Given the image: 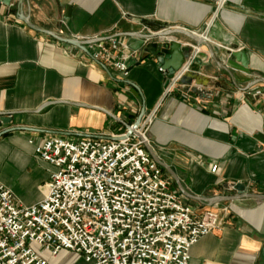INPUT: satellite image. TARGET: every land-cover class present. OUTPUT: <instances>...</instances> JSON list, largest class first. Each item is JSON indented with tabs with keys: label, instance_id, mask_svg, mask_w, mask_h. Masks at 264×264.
<instances>
[{
	"label": "crops",
	"instance_id": "1",
	"mask_svg": "<svg viewBox=\"0 0 264 264\" xmlns=\"http://www.w3.org/2000/svg\"><path fill=\"white\" fill-rule=\"evenodd\" d=\"M27 18L64 38L106 42L182 27L206 35L215 58L182 34L158 37L130 51L123 77L91 63L82 48L32 29ZM173 40L192 49L186 62L194 59L197 77L190 85L174 83L158 62L157 52H169L161 44ZM237 50L247 53V67L233 55ZM0 112L15 113L4 127L68 132L74 139L112 138L151 117L153 159L193 196L185 200L196 214L214 208L222 217L219 228L193 245L191 263L264 264V199L202 201L264 195V0H0ZM52 135L19 129L0 137V183L25 205L44 197L54 167L36 145ZM37 249L50 264H86L71 250L53 257Z\"/></svg>",
	"mask_w": 264,
	"mask_h": 264
},
{
	"label": "built area",
	"instance_id": "2",
	"mask_svg": "<svg viewBox=\"0 0 264 264\" xmlns=\"http://www.w3.org/2000/svg\"><path fill=\"white\" fill-rule=\"evenodd\" d=\"M130 51L127 40L113 38L90 44L85 54L127 77ZM150 121L113 136L120 139L56 134L37 144L54 170L32 205L0 183V264H50L37 247L53 257L71 250L86 264H192L191 248L222 217L214 208L196 214L174 190L145 146Z\"/></svg>",
	"mask_w": 264,
	"mask_h": 264
},
{
	"label": "water",
	"instance_id": "3",
	"mask_svg": "<svg viewBox=\"0 0 264 264\" xmlns=\"http://www.w3.org/2000/svg\"><path fill=\"white\" fill-rule=\"evenodd\" d=\"M5 4H10L11 0H2ZM25 22L30 26L32 29L46 33L48 35L53 36L54 38L62 41L69 43L73 46H75L77 49L82 48L85 52H87L86 45L94 44L96 42L104 41V38H95L91 40H77V39H72V38H64L61 36H58L52 32H49L47 30H44L43 28H40L36 25H34L30 20L27 18L25 19ZM175 34H182L186 36L187 38L191 39L196 43V45L201 46L205 45L211 52V56L215 58V54L213 51V48L211 44L208 42L206 39V35H200L196 32H193L191 30H188L186 28L182 27H171V28H164L163 30L156 32V33H138V32H128L124 33L122 36L126 37L127 43L130 47L131 50L134 51H139L143 49L149 41L152 39L158 38V37H170ZM161 48L163 50H167L169 52L165 51H159L157 52L158 56V62L161 65V69L167 71L173 76H180L178 81H181L183 84H188L190 85L194 79H196V73L193 72L190 67L194 64V59L190 61V63L186 62V59L191 58L192 54V49L190 47H183L181 48V44L177 42L176 40H173L171 42H164L161 44ZM145 50H148L145 48ZM233 55L236 57L238 61L242 63L243 66L247 67L248 66V56L245 51L242 50H237L233 52ZM222 66V65H221ZM223 67V66H222ZM193 91L200 93L201 90L197 87L193 88ZM57 102H49V104H53ZM15 113H5V112H0V137L15 131V130H35V131H40V132H49V133H55V134H61V135H69L68 132H58V131H52V130H46V129H38V128H29V127H18V126H8L4 127L5 125H10L13 122V115ZM143 116L140 117L134 124L133 126L127 125V129L132 130L136 132L135 128H137L141 122H142ZM83 137H95L93 135L89 134H80ZM111 139H120V137H112ZM146 148L151 151V147L149 142L145 144ZM152 155V153H151ZM155 161L160 164L161 166L166 167L174 176L176 181L179 183L178 177L175 175V173L169 169L165 164L160 162L155 158ZM180 189L186 198H192L193 196L187 193L182 186L180 185ZM245 197H254V198H260L264 199V195H257V194H239V195H234V196H215L211 198H204L202 201L208 202L210 204H215L223 201H230V200H236L240 198H245Z\"/></svg>",
	"mask_w": 264,
	"mask_h": 264
}]
</instances>
